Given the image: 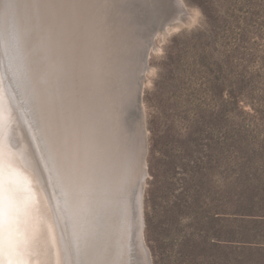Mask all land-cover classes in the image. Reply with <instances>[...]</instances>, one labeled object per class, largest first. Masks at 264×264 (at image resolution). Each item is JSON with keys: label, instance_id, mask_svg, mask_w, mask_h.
Segmentation results:
<instances>
[{"label": "bare ground", "instance_id": "6f19581e", "mask_svg": "<svg viewBox=\"0 0 264 264\" xmlns=\"http://www.w3.org/2000/svg\"><path fill=\"white\" fill-rule=\"evenodd\" d=\"M0 9V176L22 194L10 211L4 196L8 261L153 264L143 82L156 39L195 14L184 0H0Z\"/></svg>", "mask_w": 264, "mask_h": 264}, {"label": "rangeland", "instance_id": "374dc122", "mask_svg": "<svg viewBox=\"0 0 264 264\" xmlns=\"http://www.w3.org/2000/svg\"><path fill=\"white\" fill-rule=\"evenodd\" d=\"M184 2L193 20L156 39L143 82L149 144L145 240L153 264H222L213 245L196 249L204 243L196 210L214 207L222 175H233L231 166L216 168L217 154L208 146L231 143L242 128L246 138L264 139V110L252 107L264 101V0ZM193 138H200L198 154L190 151ZM199 159L212 164L210 170L203 165L200 189L193 176Z\"/></svg>", "mask_w": 264, "mask_h": 264}, {"label": "trees", "instance_id": "16d2710c", "mask_svg": "<svg viewBox=\"0 0 264 264\" xmlns=\"http://www.w3.org/2000/svg\"><path fill=\"white\" fill-rule=\"evenodd\" d=\"M252 103L255 112L264 110V101ZM196 125H200L199 119ZM239 133L240 138L231 143L219 141L208 146L217 154L216 168L228 170L231 166L233 175H222L223 180L218 186L219 202L214 207L202 209L200 206L196 210V224L204 227L200 233L204 243H199L196 249L213 245L220 251L216 261L222 264L225 258L231 264H264V139L246 138L244 128ZM190 144L192 153L201 151L200 138H193ZM228 151L234 155L226 156ZM194 164L197 167H193V176L197 177L200 189L205 183L203 165L210 170L212 164L205 163L204 159ZM225 169L220 173L223 174Z\"/></svg>", "mask_w": 264, "mask_h": 264}, {"label": "water", "instance_id": "95a60500", "mask_svg": "<svg viewBox=\"0 0 264 264\" xmlns=\"http://www.w3.org/2000/svg\"><path fill=\"white\" fill-rule=\"evenodd\" d=\"M4 167V165H1ZM6 183V179H3L2 176H0V238L4 237V235H7L6 232H8V228L11 227L10 223L8 222L7 218L4 216V214L2 213V211L6 212L4 209H7V211H10L12 208V204L10 201V197L12 198H16V200H18V198L15 196V193L17 192L19 195H22L18 192V190H20V183H15V181H13L12 185L8 186L7 190H5L3 188L4 184ZM8 195L6 198H8V205L7 208H3V205L5 202V198L4 196ZM6 218V219H5ZM13 234V231H12ZM39 234V232H35L34 235ZM30 235V234H29ZM31 236H33V233H31ZM34 238V236H33ZM32 238V240H33ZM37 239V238H36ZM4 241V240H3ZM32 243V242H31ZM37 243V242H36ZM37 247V246H35ZM0 250H3L4 252V256L3 258L0 260V264H14L12 262H9V258L11 257V253H8V249H7V245L6 242H1L0 244ZM41 255L38 256V258H40ZM42 258V256H41ZM40 262V261H39Z\"/></svg>", "mask_w": 264, "mask_h": 264}]
</instances>
